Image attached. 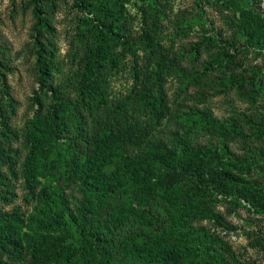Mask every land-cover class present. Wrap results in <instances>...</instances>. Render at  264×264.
<instances>
[{
  "label": "trees",
  "instance_id": "obj_1",
  "mask_svg": "<svg viewBox=\"0 0 264 264\" xmlns=\"http://www.w3.org/2000/svg\"><path fill=\"white\" fill-rule=\"evenodd\" d=\"M43 2L30 0L39 37L52 29ZM131 3L74 0L84 53L72 83H56L51 43L36 38L39 88L21 131L20 104L0 83V264H247L201 223H226L215 208L219 196L247 202L264 221V185L251 177L264 152L249 143L264 139V114L219 119L187 106L160 128L167 84L203 51L236 50L239 38L264 52L262 0H197L171 33L162 0H136L135 16ZM204 4L232 14L229 41L206 28ZM197 27L201 39L185 46ZM225 55L236 60L230 49ZM206 63L198 76L219 67L229 89L264 98L261 69L242 74L223 61ZM123 72L130 86L115 96L113 81ZM211 136L216 145L199 142ZM234 141L249 146L246 156L231 150ZM58 175L56 186L45 185ZM22 179L26 206L35 202L30 214L13 206Z\"/></svg>",
  "mask_w": 264,
  "mask_h": 264
},
{
  "label": "rangeland",
  "instance_id": "obj_2",
  "mask_svg": "<svg viewBox=\"0 0 264 264\" xmlns=\"http://www.w3.org/2000/svg\"><path fill=\"white\" fill-rule=\"evenodd\" d=\"M166 6V16L163 20V28L172 32L177 25V21L186 15L190 17L195 12L197 0H162ZM136 0H132L129 8L132 15H138V7L134 5ZM206 17L209 20V26L214 33H222L224 41H229L233 34L229 16L231 13L225 8L220 7V11L214 7L204 4ZM261 8L264 11V0ZM45 18L52 26L50 31H44L42 37L37 32L38 19L30 5V0H0V46L2 56L0 57L4 68L0 71V83L5 82L8 85V91L19 102L18 116L15 119V125L18 130H22L26 125L30 114L32 113L31 102L34 91L39 88L37 79L36 57L39 47L36 38L44 40L47 47L51 45L57 61V70L55 79L57 84L72 83V79L78 70V62L84 53V46L78 41L79 26L82 14L74 7V0H52V2H43ZM188 39L184 41L185 46L190 42L196 44L201 39L203 30L195 28ZM239 45L236 50L230 49L234 56L225 55L226 50L219 54L216 48L212 52L203 51L201 60L194 67L190 64V70L187 71L181 79H173L166 86V99L169 112L164 118L162 128L172 126L174 118L179 111L187 106L199 107L200 109L210 110L215 117L219 119H230L236 117L238 120L245 116H257L264 114V98L253 97L249 94H242L235 89H229L224 80V74L221 69H215L207 76H198L197 73L204 71L207 61L221 62L227 66L229 59V69H236L238 73L249 74L252 68L261 69L264 73V52L259 48L247 47L244 41L237 39ZM181 47H177L179 50ZM236 61V62H235ZM235 63V64H234ZM234 66L232 67V65ZM228 69V70H229ZM226 71L225 69H222ZM206 71V70H205ZM129 72V70H127ZM123 72L113 81L112 91L115 96L126 94V89L130 86L127 83L128 73ZM207 73V72H206ZM209 77L210 80H206ZM251 92V91H247ZM3 88L0 87V99L3 96ZM22 137L21 141H24ZM199 142H213L217 144L215 137H201ZM21 143L16 144L21 147ZM253 146H257L264 152V139L249 140ZM242 141L231 143V150L238 156H246V147ZM261 169L257 168L251 173L252 180H258L264 185V163ZM59 175L56 179L51 178L48 182L44 180L46 186H56ZM24 180H19L16 184V199L14 207H22V211L27 214L32 213L35 202L30 200L26 206L24 201L26 188L23 185ZM71 188V187H70ZM71 189H75L72 187ZM41 190L39 188L38 192ZM77 190V189H76ZM215 201L216 209L225 218L226 223L222 226L203 221L204 225L211 233L217 235L232 248L238 260L247 264H264V221L262 216L245 201H239L235 198H224L222 196ZM11 206V207H13ZM227 256V253L225 252Z\"/></svg>",
  "mask_w": 264,
  "mask_h": 264
}]
</instances>
